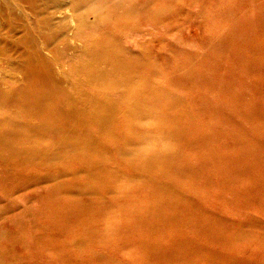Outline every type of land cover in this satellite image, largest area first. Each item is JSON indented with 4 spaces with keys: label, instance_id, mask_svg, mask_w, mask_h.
<instances>
[{
    "label": "rangeland",
    "instance_id": "rangeland-1",
    "mask_svg": "<svg viewBox=\"0 0 264 264\" xmlns=\"http://www.w3.org/2000/svg\"><path fill=\"white\" fill-rule=\"evenodd\" d=\"M94 2L73 41L103 55L98 10L135 5L113 46L144 52L139 74L156 86L132 119L158 131L139 143L144 160L120 156L108 126L45 163L0 154V206L19 214L17 191L34 188L50 203L41 235L66 264H264V0ZM3 53L0 74L11 71ZM6 240L0 261L20 258Z\"/></svg>",
    "mask_w": 264,
    "mask_h": 264
},
{
    "label": "bare ground",
    "instance_id": "bare-ground-1",
    "mask_svg": "<svg viewBox=\"0 0 264 264\" xmlns=\"http://www.w3.org/2000/svg\"><path fill=\"white\" fill-rule=\"evenodd\" d=\"M94 1L0 0V53L4 50L2 57L13 72L5 68L0 74V154L32 155L45 163L50 156L78 152L83 140L92 144L91 130L108 126L103 136L120 156L145 159L139 143L147 142L158 129L145 132L149 126L134 122L132 116L146 111L143 90L156 84L149 83L147 74H139L143 65L137 59L144 61V52L113 46L118 40L115 32L132 27L135 5L116 2L98 10L96 20H103L107 31L102 38L108 42L105 53L98 55L78 46L73 41L77 36L72 38V31L78 33L83 25L79 18ZM172 105L171 100L164 104ZM129 124L141 133L130 135ZM17 194L19 214H6L18 213L11 205L0 206V231L6 227L17 233H0V237L22 248L23 255L0 264H66V256L50 250L41 235V230L49 233L51 219H39L50 217V203L34 188ZM105 215L98 214L97 221ZM101 229L107 234V228L100 227L99 233ZM21 234L29 235L28 240ZM3 245L0 242V254Z\"/></svg>",
    "mask_w": 264,
    "mask_h": 264
}]
</instances>
